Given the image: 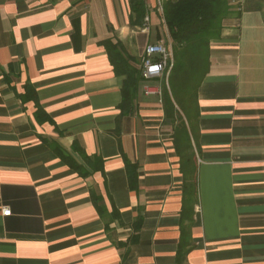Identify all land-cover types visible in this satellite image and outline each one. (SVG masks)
<instances>
[{
	"label": "crops",
	"instance_id": "obj_1",
	"mask_svg": "<svg viewBox=\"0 0 264 264\" xmlns=\"http://www.w3.org/2000/svg\"><path fill=\"white\" fill-rule=\"evenodd\" d=\"M165 1L143 0V31L129 0H0V264H264V0H228L210 41L188 212L169 71L120 116L103 42L137 68L147 44L171 49Z\"/></svg>",
	"mask_w": 264,
	"mask_h": 264
},
{
	"label": "trees",
	"instance_id": "obj_2",
	"mask_svg": "<svg viewBox=\"0 0 264 264\" xmlns=\"http://www.w3.org/2000/svg\"><path fill=\"white\" fill-rule=\"evenodd\" d=\"M129 6L135 16L133 23L139 24L145 12L143 0H129ZM230 11L228 0H167L162 4V16L172 51L163 106L174 125L172 140L183 179L184 212L192 209L197 198L196 159L190 127L196 90L208 72L210 41L219 36ZM103 42L115 74L123 77L119 115H129L133 113L142 80L140 67L133 65L132 58L125 55L118 41L106 39ZM84 158L89 160V157ZM69 165L80 175H89L72 161ZM98 168L100 166L93 169Z\"/></svg>",
	"mask_w": 264,
	"mask_h": 264
},
{
	"label": "built area",
	"instance_id": "obj_3",
	"mask_svg": "<svg viewBox=\"0 0 264 264\" xmlns=\"http://www.w3.org/2000/svg\"><path fill=\"white\" fill-rule=\"evenodd\" d=\"M233 1V0H232ZM143 31L148 30V16L143 18ZM170 61H172V52L162 41L149 43L145 47L144 56L140 64L142 79L150 80L162 77L170 70ZM3 215H9L8 207L1 210Z\"/></svg>",
	"mask_w": 264,
	"mask_h": 264
}]
</instances>
